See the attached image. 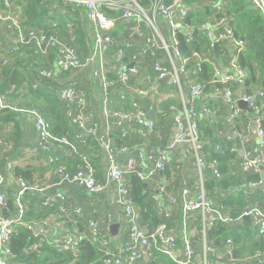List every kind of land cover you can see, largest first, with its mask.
Instances as JSON below:
<instances>
[{
	"label": "built area",
	"instance_id": "1",
	"mask_svg": "<svg viewBox=\"0 0 264 264\" xmlns=\"http://www.w3.org/2000/svg\"><path fill=\"white\" fill-rule=\"evenodd\" d=\"M60 1L70 9L83 10L91 37L86 53L73 35L71 41L59 29L50 33L25 28L16 1L0 0L1 27L5 25L14 32L9 58L16 59L26 51L29 59L36 63L46 60L57 70L43 68L42 62V68L36 67L31 75L27 71L20 100L0 95V116L15 114L18 121L30 125L37 134L36 149L44 154L48 165L56 168L51 178L36 184L17 176L16 164L8 158L14 150V125L0 121V264H37L27 257L41 253L44 247L59 255L44 264H80L84 243H90L96 252V259L89 264H152L160 256L174 264H264V88L260 83L248 85L249 73L239 65V53L247 42L237 38L230 18L217 16L224 12L223 0L210 5L214 14L199 24L186 23L189 12L184 0ZM252 2L264 13V0ZM106 10H119L120 16L110 17ZM69 25L72 31V23ZM180 34L188 44L196 42L200 46L192 50V58L181 53ZM215 44L225 50L220 53L219 64L210 61ZM193 59L198 61V70L201 62L212 63L213 73L206 84L188 72ZM221 63L232 72L219 67ZM144 68H150L151 73L142 75ZM207 86L212 91L211 100L226 111L228 126L227 131L218 129L220 142L215 151L222 150L223 143L231 144L234 156L229 160L232 167L227 176L241 175L246 182L243 186L248 187L244 193L257 197L238 218L252 221L257 240L263 245L249 252L250 257L243 254L236 258L231 236L220 245L209 237L220 223L230 224L234 218L229 208L211 197L207 186V172L219 181L225 176L219 160L207 157L212 144L204 139L201 128L203 123L212 124L217 114L211 104L201 103L209 97ZM39 89L57 96L70 126L66 134L55 132V124L41 103L30 96L31 90ZM170 90H176L179 105L170 106L169 139L154 143L149 151L132 150L131 125L137 126L136 133L144 138H159L158 111H163L160 100L170 99ZM241 102L251 111L242 109ZM96 151L103 157L104 179L94 158ZM173 152L185 164L195 166L196 181L193 185L185 183L179 190L173 187L169 203L174 212L155 206L170 186L149 194L161 220L153 227L143 219L134 199L131 177L147 184L158 172L167 170ZM250 176L257 180L250 181ZM71 187L96 196L114 188L115 203L128 226V240L116 244L106 227L86 217L84 209L66 194ZM31 212L42 215L32 218ZM176 213L180 214L179 227L174 226ZM21 228L33 239L23 250V259L11 247Z\"/></svg>",
	"mask_w": 264,
	"mask_h": 264
},
{
	"label": "trees",
	"instance_id": "2",
	"mask_svg": "<svg viewBox=\"0 0 264 264\" xmlns=\"http://www.w3.org/2000/svg\"><path fill=\"white\" fill-rule=\"evenodd\" d=\"M216 0H184L186 8L188 9L189 15L186 19L187 24H199L210 16L214 14L210 5H214ZM18 2V7L22 12L23 26L28 29L36 28L43 30L45 32H50L52 30H61L62 35L71 38L70 34L75 37L76 44L87 43L86 39H90L89 33L87 34L86 19L83 10L72 11L68 9L67 17L64 19L62 16H56L49 9V4H55L56 6L62 5L63 2L60 0H20ZM224 2V12L217 14L218 17L227 16L231 19V23L236 30L237 38H242L246 40L247 46L243 52L239 54V65L242 69H246L249 73L248 85H254L260 83L264 88V13L258 8L252 0H223ZM3 9V6L1 7ZM106 13L110 17H119L120 11H108ZM70 17L68 19V16ZM78 19L79 21H74ZM73 23H72V22ZM70 23L73 25V29H70ZM54 25L56 27L54 28ZM53 32V31H52ZM86 32V34H85ZM179 47L181 53L186 58H192L193 49L200 47L195 42L190 45L186 41V37L183 34L179 36ZM200 51V50H199ZM211 54L213 55L212 62H219L216 59L214 50L211 49ZM202 52V51H200ZM203 53V52H202ZM9 55V54H8ZM9 60V63H6ZM192 65L188 66V72L193 73L197 81H201L206 84L213 73V65L209 61L201 62V70H198L197 60H191ZM30 62L35 63L33 59H29L26 62L23 58L17 57L9 58V56L2 61L0 60V95L13 97H21L22 90L27 83V77L22 74L25 70L31 71V68L39 67L35 63L31 67ZM48 66V65H46ZM206 92H210L209 86L206 87ZM31 95L41 103L44 111L47 113L50 119L55 124V132L57 134H66L70 130V126L66 123L63 118L62 106L57 96L53 93H49L46 90L39 89L38 91L31 90ZM0 121L3 124L12 123L14 125L13 132L11 134L12 140H14V150L10 156V159L16 164L15 173L17 176L22 177L25 181L36 184L43 180L51 178L56 168L54 166L48 165L44 160V154L34 148L30 142L24 139L20 127V122L17 120L15 114H10L6 116H0ZM207 127L201 124V128ZM204 135L209 136L210 144L212 147L208 149L210 152L209 159L214 158L219 160L221 163L222 173L225 175L222 180H216L211 178V172H207V186L211 192V197L213 199H218L227 208H229L234 222L230 224L220 223L217 228L213 229L209 237L211 240L220 245L222 241H225L228 236H231L235 245V256L240 258L243 253L252 252L254 253L257 249L263 247L260 240L257 241V232L253 228L252 221L248 218L238 220L242 210L247 206L252 204V198L244 193L243 183L241 175L234 178H229L227 173H230L231 165L230 158L234 156L230 152L231 144L223 143L222 150L215 151V146L220 142V138L213 132L212 128L208 127L205 129ZM98 166V165H97ZM169 176L170 170H166ZM101 179H104L100 175ZM250 181H256L257 177H248ZM131 186L134 199L140 206L143 219L146 222H151L153 227L158 226L161 223L153 200L149 197L148 191L144 187V182L141 181L136 176L131 177ZM42 214H35L31 212L30 217H39ZM32 235L26 229H19L17 234L13 237L11 242V247L14 254L19 258L23 259V250L32 244ZM81 256L79 258L80 264H89L96 259V252L90 243H84L81 250ZM51 257H59V255L49 250L48 248H42V252L39 254H32L27 257V261L35 262L37 264H44L47 259ZM152 264H174L170 259L165 256H160L159 261H154ZM239 264V263H236Z\"/></svg>",
	"mask_w": 264,
	"mask_h": 264
},
{
	"label": "crops",
	"instance_id": "3",
	"mask_svg": "<svg viewBox=\"0 0 264 264\" xmlns=\"http://www.w3.org/2000/svg\"><path fill=\"white\" fill-rule=\"evenodd\" d=\"M63 5L64 4H62V5L58 4V6L54 5V7H56V11H52V14H53V12H55L54 14L56 16H60V17L62 16L63 19L65 17H67V13H68L67 10L68 9L65 10L64 7H59V6H63ZM71 10L72 11H78L81 9H77V10L71 9ZM69 17H70V14L68 16V19H69ZM76 21H79V20L76 19L74 21V23ZM132 21H134V20H132ZM86 24H87L86 32L88 34L90 29H89V24L87 21H86ZM117 31H119L118 28L116 29V32ZM86 32H85V34H86ZM13 36H14L13 30H7V29L5 31H3V33L0 35V60L1 61L9 56L8 55V49H9V45L13 39ZM89 36H90V33H89ZM90 39H91V37H90ZM90 39H86V40H90ZM71 41H72V39H71ZM137 45L138 44H136V46ZM79 46L82 49V51L84 53H86L87 43L83 44V42H81L79 44ZM224 52H225V50L223 48V50L221 51V55H223ZM218 64H219V62H218ZM219 67H222L223 70L226 72H232V70H230V67L228 65H225L224 63H221ZM26 73H27V70L26 71L24 70L22 72V74L25 76H26ZM150 73H151L150 68H144L141 70L142 75H147ZM0 76H1V73H0ZM191 76L193 79H195V76L193 75L192 72H191ZM138 82L142 83V77L139 78ZM163 83L164 82H162L161 84H163ZM91 84L92 83H88L87 85L89 87H92ZM161 88L165 89L164 86H162ZM170 94L172 95V97L170 99H168L166 101H164L162 99L160 100V104H163L162 105L163 111L161 109L158 111V115H159L158 120L160 122L159 123V132H158L159 138H155L154 140L144 138L143 136L136 133L137 126L131 125L129 131H130V135H132V137L130 138V147L132 150L149 151L153 148L154 143H156L158 141L165 143L169 139V136L171 133L170 106L173 104L179 105V97L177 95L176 90H170ZM208 94H209V97H207L201 103L202 104H211L214 107V109L217 110V114H216L215 121L212 124H210V125H208L207 123L202 124V125L207 126V127L203 128V131L205 132V129L206 128L208 129V127H210V128H212L213 132L217 135L219 128L223 129L225 131L228 130V126L225 123L226 111L222 108L221 104H219L218 102H215L214 100H211L210 96L212 94V91L208 92ZM98 95H99V93H98ZM30 96H32L31 93H30ZM9 97L12 100H17V99L20 100V97H13V95H10ZM19 120H20L19 121L20 127H21V131H22V135H23L24 139L27 140L28 142H30V144H32V146L34 148H36L37 134L35 133V131L33 130V128L30 125L26 124L21 119H19ZM4 125H7V124H4ZM224 127H226V128H224ZM115 135H117V134H115ZM251 137L253 138V135H251ZM204 139L206 141L210 140L209 136H207V135H204ZM13 142H14V140H13ZM94 153L96 155V157H94V158L97 160V165L99 167V174L104 177L105 176L104 164H102V161H101L103 157L101 156V153H99L98 151H96ZM150 168H151V166H150ZM168 168L170 170L169 176L167 175L166 170L163 172H158L153 180L148 181L145 189H146V191H148V194H156V193H158V191H160V189L163 186H166V185H168V187L170 186L168 188V194L167 195H160L159 196L160 197L159 204L156 203L155 206L157 208V206L160 205L163 208H166L167 210L174 212L175 208L173 206H171L169 203V196L171 195L170 193H171L173 187H175L176 190H179L181 187L184 186L185 183H190L193 185L194 182L196 181V168L192 163L191 164H185L176 152H173L171 154V164L168 165L167 169ZM164 178H167V182L164 181ZM242 183L246 184L245 179L243 177H242ZM144 184H146V183H144ZM243 188H244V191L248 190L247 186H243ZM65 192L68 195V197L71 199V201L74 202L75 205L81 206L84 209L86 217L97 219L102 224V227H106V229H108L109 232H110L112 225L119 224L120 227H119L117 236H113L110 232L112 240L116 244H123L124 242H126L128 240V226L126 224V220H125L123 211L115 203L117 194H116V191H114V188H111L109 191L105 192L101 196H96V195L88 193L87 191H85L83 189H78V188H74V187L66 189ZM248 196L253 199L252 202L254 204L256 202L255 199L257 197H253L252 195H248ZM179 215H180L179 213H176V220L174 222L175 227H179V225L181 223V219H180ZM248 253H243V254L250 257L249 255H252V254H248Z\"/></svg>",
	"mask_w": 264,
	"mask_h": 264
},
{
	"label": "rangeland",
	"instance_id": "4",
	"mask_svg": "<svg viewBox=\"0 0 264 264\" xmlns=\"http://www.w3.org/2000/svg\"><path fill=\"white\" fill-rule=\"evenodd\" d=\"M15 1H20V0H15ZM18 4V2L15 4L16 6H18L17 5ZM54 5L55 4H49V9L51 10V11H56V7H54ZM1 5H0V12H2L3 11V9H1ZM66 10V9H65ZM12 14H13V12H11ZM53 13H55V12H53ZM16 15V14H15ZM1 25H2V23L0 22V35L3 33V31H5V29H6V27H5V25H3L2 27H1ZM14 37V36H13ZM28 55H29V53H26V51H24L23 52V54L22 55H18V56H16V57H20V58H23L26 62H28L29 61V58H28ZM43 62V68H49L50 67V69L53 71V72H56L57 70H56V68H53V66H46L47 65V61L46 60H41V63ZM35 63H36V61H35ZM35 63H33V62H30V66L31 67H36V66H34L35 65ZM37 63H38V65H39V67L36 69V70H39L40 68H42L41 67V63L39 62V60L37 61ZM36 63V64H37ZM32 70L30 71H28V73L31 75L32 74V72H33V70H34V68H31ZM3 133H4V131H3ZM198 220V219H197Z\"/></svg>",
	"mask_w": 264,
	"mask_h": 264
},
{
	"label": "water",
	"instance_id": "5",
	"mask_svg": "<svg viewBox=\"0 0 264 264\" xmlns=\"http://www.w3.org/2000/svg\"><path fill=\"white\" fill-rule=\"evenodd\" d=\"M222 51V47H220L218 44H215L214 45V52H215V56H216V59H220V53ZM133 66V65H131ZM240 107L242 109H245V110H250V108L243 102L240 103ZM147 184H144V187L146 188ZM119 224H114L111 226V229H110V232L113 236H117L118 235V230H119Z\"/></svg>",
	"mask_w": 264,
	"mask_h": 264
}]
</instances>
